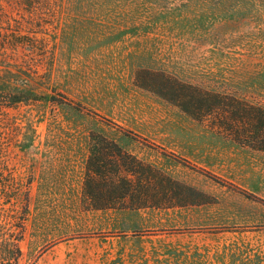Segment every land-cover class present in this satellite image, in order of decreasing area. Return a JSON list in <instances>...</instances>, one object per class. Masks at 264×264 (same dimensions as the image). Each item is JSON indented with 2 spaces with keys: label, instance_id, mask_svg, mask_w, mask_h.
I'll return each instance as SVG.
<instances>
[{
  "label": "rangeland",
  "instance_id": "obj_1",
  "mask_svg": "<svg viewBox=\"0 0 264 264\" xmlns=\"http://www.w3.org/2000/svg\"><path fill=\"white\" fill-rule=\"evenodd\" d=\"M165 79L264 109V0H0V224L23 225L19 264H264V151ZM101 137L179 204L92 209Z\"/></svg>",
  "mask_w": 264,
  "mask_h": 264
},
{
  "label": "trees",
  "instance_id": "obj_2",
  "mask_svg": "<svg viewBox=\"0 0 264 264\" xmlns=\"http://www.w3.org/2000/svg\"><path fill=\"white\" fill-rule=\"evenodd\" d=\"M23 1V0H15ZM20 32L25 29H18ZM14 35L17 39L21 36ZM23 41L14 43V50L17 46L23 45ZM166 84V79L160 81L168 92L178 94L172 99L174 102L181 104H189L196 111H187L196 119H210L222 131L229 134L232 142L242 146L264 151V109L254 106L246 101L236 98L235 96L225 93L210 92L206 90H197L196 93L181 92L178 93L172 82ZM21 91L14 95L16 99L13 102H19L24 96ZM9 93V92H8ZM3 94V93H2ZM5 94V93H4ZM1 104L8 106L7 101L2 95ZM198 113V115L195 114ZM100 140L107 142L110 146V152L105 153L103 157L95 158L94 164L98 167L88 168L86 172L87 180L85 185L88 190L85 191L86 199L92 209L114 208L115 204L122 205V208H140L146 206L165 207L179 204L176 201L171 203L169 197L164 202L155 201L148 187L142 191L143 184L138 176L144 164L134 155L120 149L118 144L113 140H107L101 137ZM103 164V165H101ZM102 166V167H101ZM151 179H146L150 182ZM150 186V184H149ZM4 192L8 189L4 186ZM154 200V201H153ZM2 216V211H0ZM10 224V223H9ZM22 223H12L9 226L0 224V247L3 246V252L0 254V264H19L18 258L20 249L19 240L22 238Z\"/></svg>",
  "mask_w": 264,
  "mask_h": 264
}]
</instances>
